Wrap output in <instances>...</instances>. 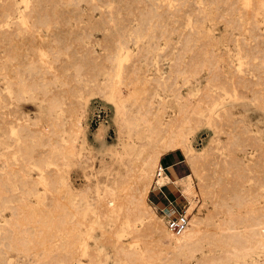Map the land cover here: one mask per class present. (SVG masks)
<instances>
[{"label": "rangeland", "instance_id": "374dc122", "mask_svg": "<svg viewBox=\"0 0 264 264\" xmlns=\"http://www.w3.org/2000/svg\"><path fill=\"white\" fill-rule=\"evenodd\" d=\"M151 110L182 113L194 157L176 167L175 179L190 174L175 183L185 194L167 185L202 224L182 252L157 240L152 182L149 216L141 202L105 208L106 189L131 185L155 145ZM257 223L264 0H0V264H264ZM222 227L243 231L240 250Z\"/></svg>", "mask_w": 264, "mask_h": 264}, {"label": "bare ground", "instance_id": "6f19581e", "mask_svg": "<svg viewBox=\"0 0 264 264\" xmlns=\"http://www.w3.org/2000/svg\"><path fill=\"white\" fill-rule=\"evenodd\" d=\"M149 105L151 104H148V106ZM155 109L158 110L156 107L155 108L153 107L154 111ZM150 112L152 113V110ZM155 112L153 113L155 114L156 117H158L157 119L155 118L156 121H154L155 119L153 120L150 119L152 120L151 121L152 123L155 122L153 125L151 124L152 133L155 136L154 139L155 145L153 147L147 148L146 149L147 151L141 154L137 158V163L135 165L136 167L134 166L135 163L131 166V167L133 166L135 167L134 169L135 172L131 170L132 169L131 167H129L128 171L130 172L131 170V172H133L132 176L134 177L133 180L130 179L132 180L131 185L129 183L130 181L126 179L124 180V177L123 179L121 177L117 181L116 185L109 186L106 189L105 193H107L108 196H106L107 197L106 199L105 196H103L104 197L103 200L105 199L104 200L105 208L110 211H113L115 208H118V206H122L124 209H129L131 206L135 205L136 203L141 202L144 205L142 213L144 214V216H149L151 213L150 210L151 207L148 208L149 206L146 201V198L148 197V193H149L148 187L150 185V182H152L153 184L154 180H156L159 184H166V185L171 184L173 185L174 190L177 187H179L177 184H175L176 179L174 180L171 179L167 171H160V168L162 167V165L160 164V158L164 153L168 151L170 152L171 150L172 152L174 150H180V151L182 150V152L187 151L182 134L183 126H182L181 118L183 117H180L182 113L180 114L178 112L179 116L175 114L174 116H171L170 118L163 121V116L161 115L162 112L159 111L160 113L159 115L156 114ZM147 114L150 115V113ZM79 124H80L79 121H77L78 129H79ZM186 159L191 163L194 162V157L191 155H188ZM128 171L126 174L129 173ZM132 176L129 177L132 178ZM189 176L190 174H187L186 176L177 179V181L186 179ZM166 178H168L169 181L164 183V180ZM122 183H124L125 185ZM126 184H128L129 187H127ZM120 191L124 193L123 199L119 198ZM178 191L179 192L181 191L180 192L181 195L185 194L180 187ZM190 204L191 203L189 202L186 210L189 214L193 212V207ZM73 207H74V211L78 213L82 212V207L81 205H78V203L76 202L73 203ZM14 224H16V222ZM201 226L202 224L200 219L197 216L192 215L191 219H189L188 226L178 234L171 232L165 226L164 221H162V223L160 221L159 223L155 224L154 230L158 235L157 236L158 242L166 247L167 252H176V251L182 252L184 250L191 248L192 244L195 243L197 236L200 234ZM263 227L264 225L262 224L260 225L259 223L249 225L248 234L251 237H256L254 241L255 243L260 244L262 242L263 237L261 236V230ZM71 229L72 227H69L67 225L64 227L65 232H69L71 231ZM74 235L76 236L75 233ZM9 237H12L11 241L13 242L14 245H16V248H18V246L23 247L26 245L25 243L27 237H25L24 235H21L20 237H14L11 235ZM218 237L223 241H226V238H230L234 242V248H237L238 250H240L243 247L242 244L246 240V236L244 237L243 231L240 230L237 232L229 227L220 228V231L218 232ZM228 252L235 253L234 250H229Z\"/></svg>", "mask_w": 264, "mask_h": 264}, {"label": "built area", "instance_id": "2783aa9c", "mask_svg": "<svg viewBox=\"0 0 264 264\" xmlns=\"http://www.w3.org/2000/svg\"><path fill=\"white\" fill-rule=\"evenodd\" d=\"M160 171H168L167 165H162ZM166 184H159L154 180L151 187L149 203L151 208L157 213L165 223V226L173 233L182 232L189 223L190 215L187 207L177 202L175 194L170 190H164Z\"/></svg>", "mask_w": 264, "mask_h": 264}, {"label": "crops", "instance_id": "0c3cea01", "mask_svg": "<svg viewBox=\"0 0 264 264\" xmlns=\"http://www.w3.org/2000/svg\"><path fill=\"white\" fill-rule=\"evenodd\" d=\"M176 151H179L180 153H181V155L183 156V159L182 160H179V161H176V160H174V161H170V160H168L166 163H163L164 165H167V168H168V172H171V173H168L169 174V176H170V178L172 177V178H174V176H177L176 175V167L177 166H179V165H181L184 161L185 162H187V160H186V157L184 156V154H183V152L182 151H180V150H174L173 152H176ZM169 153H172V150L169 152H166V153H164L162 156H161V158H160V164L161 165H163L162 163H161V159H162V157L163 156H165V155H169ZM188 163V162H187ZM187 175V174H186ZM186 175H184V176H186ZM184 176H180V178H182V177H184ZM171 178V179H172ZM175 179V178H174ZM176 181H177V179H176ZM175 181V182H176ZM169 185V184H168ZM170 189H168V191H169ZM171 191V190H170Z\"/></svg>", "mask_w": 264, "mask_h": 264}]
</instances>
